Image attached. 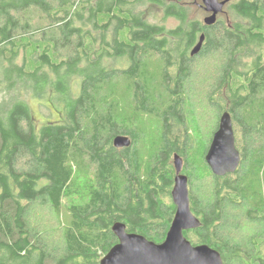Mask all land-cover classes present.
Wrapping results in <instances>:
<instances>
[{
  "label": "trees",
  "instance_id": "16d2710c",
  "mask_svg": "<svg viewBox=\"0 0 264 264\" xmlns=\"http://www.w3.org/2000/svg\"><path fill=\"white\" fill-rule=\"evenodd\" d=\"M195 97L214 116L202 141ZM31 99L59 120L36 124ZM224 111L240 163L218 176L204 156ZM118 134L131 144L115 147ZM175 154L199 220L185 237L223 264H264V0H230L210 25L183 0H0V264H96L116 221L162 242ZM37 209L61 221L58 240Z\"/></svg>",
  "mask_w": 264,
  "mask_h": 264
},
{
  "label": "water",
  "instance_id": "95a60500",
  "mask_svg": "<svg viewBox=\"0 0 264 264\" xmlns=\"http://www.w3.org/2000/svg\"><path fill=\"white\" fill-rule=\"evenodd\" d=\"M230 0H201L200 6L208 14L204 24L210 25ZM203 34L191 48L190 54H197L203 42ZM112 143L117 148L128 147L131 139L126 135H115ZM204 160L214 175L222 176L234 172L240 163V154L235 147L231 116L221 113ZM175 175L171 199L175 205L173 218L162 242H154L143 235L126 230L124 223L116 221L111 229L117 242L96 264H223L220 253L207 244H192L183 234L184 230L195 228L199 220L191 212L189 204L188 177L181 172L182 157L173 156Z\"/></svg>",
  "mask_w": 264,
  "mask_h": 264
},
{
  "label": "rangeland",
  "instance_id": "374dc122",
  "mask_svg": "<svg viewBox=\"0 0 264 264\" xmlns=\"http://www.w3.org/2000/svg\"><path fill=\"white\" fill-rule=\"evenodd\" d=\"M183 1H185L187 6L190 8L192 15H194L195 17L203 21L204 16L207 15V12H205L204 9L200 6L201 0H183ZM147 8H149L148 10L151 11V15H152V16L151 15L149 16L150 21L159 22L160 20H162L163 13L159 8H157L156 6L147 5L144 7V10H146ZM221 15H225V14H221ZM163 23L165 24L166 28H171L177 25V21L173 18H167L164 20ZM153 62H154V65H152L151 71L157 72V69L159 68L158 64H155L157 61H153ZM199 80L200 81H195L194 83L196 87L194 89L195 90L194 94L196 96H197V93L200 91V88L203 85V82L201 81L202 78H199ZM123 92H124V98H125L124 103L125 105H128L130 98H129L126 88L123 89ZM40 102L37 101L36 99H31L29 101L31 113H32L33 119L35 120L36 124H40L42 122H46L49 120H57V119L59 120L60 115L56 113V108L58 107L55 108V106L51 103L50 99H43L42 102L41 103ZM193 102H194L193 105H194V113H195V123L197 124V128H198L197 139L198 141H202L203 138H205L206 135L209 134L213 130L212 126L214 125V116H213V113L210 112L209 110L205 111L202 109L201 103L204 102L203 99H200L199 97H195ZM154 126L155 124L153 125V128ZM194 126L195 124H192L189 127L190 132L194 129ZM156 128H157V125L152 131L146 132L147 136L157 134ZM193 159L195 163L200 162V160L202 159L201 153L199 151H195ZM202 178L207 179V176L205 175ZM35 217L37 218V220L34 221L35 223H37L38 219H40L42 223L41 224L37 223V224L40 226L42 225L47 228V231L49 232L47 235V239L49 241H56L60 238V235H59L60 230H61L60 225L62 223L60 221V225L57 224L58 217H56V215H54L50 211H46L43 209H37L35 211ZM63 218H64V214L61 215V220H63Z\"/></svg>",
  "mask_w": 264,
  "mask_h": 264
},
{
  "label": "bare ground",
  "instance_id": "6f19581e",
  "mask_svg": "<svg viewBox=\"0 0 264 264\" xmlns=\"http://www.w3.org/2000/svg\"><path fill=\"white\" fill-rule=\"evenodd\" d=\"M102 258V257H101Z\"/></svg>",
  "mask_w": 264,
  "mask_h": 264
},
{
  "label": "flooded vegetation",
  "instance_id": "af4514ba",
  "mask_svg": "<svg viewBox=\"0 0 264 264\" xmlns=\"http://www.w3.org/2000/svg\"><path fill=\"white\" fill-rule=\"evenodd\" d=\"M208 14V13H207Z\"/></svg>",
  "mask_w": 264,
  "mask_h": 264
}]
</instances>
